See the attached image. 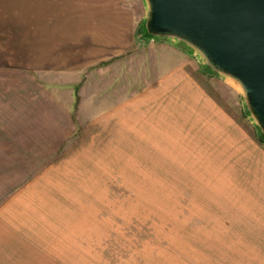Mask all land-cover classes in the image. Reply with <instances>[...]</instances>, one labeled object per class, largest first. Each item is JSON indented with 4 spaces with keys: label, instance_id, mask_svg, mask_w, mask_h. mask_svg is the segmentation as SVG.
Wrapping results in <instances>:
<instances>
[{
    "label": "rangeland",
    "instance_id": "1",
    "mask_svg": "<svg viewBox=\"0 0 264 264\" xmlns=\"http://www.w3.org/2000/svg\"><path fill=\"white\" fill-rule=\"evenodd\" d=\"M125 4L129 48L0 71V264H264V133L241 86Z\"/></svg>",
    "mask_w": 264,
    "mask_h": 264
},
{
    "label": "crops",
    "instance_id": "2",
    "mask_svg": "<svg viewBox=\"0 0 264 264\" xmlns=\"http://www.w3.org/2000/svg\"><path fill=\"white\" fill-rule=\"evenodd\" d=\"M125 2L0 0V49L14 53L0 58V71L77 72L101 52L129 48L133 16ZM85 52H92L87 62Z\"/></svg>",
    "mask_w": 264,
    "mask_h": 264
},
{
    "label": "water",
    "instance_id": "3",
    "mask_svg": "<svg viewBox=\"0 0 264 264\" xmlns=\"http://www.w3.org/2000/svg\"><path fill=\"white\" fill-rule=\"evenodd\" d=\"M148 35L178 39L242 88L264 133V0H146Z\"/></svg>",
    "mask_w": 264,
    "mask_h": 264
}]
</instances>
